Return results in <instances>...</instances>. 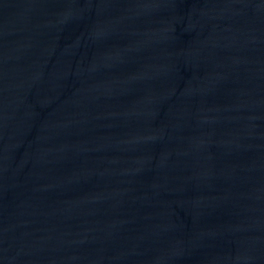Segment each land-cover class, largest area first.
Segmentation results:
<instances>
[{
  "label": "water",
  "instance_id": "water-1",
  "mask_svg": "<svg viewBox=\"0 0 264 264\" xmlns=\"http://www.w3.org/2000/svg\"><path fill=\"white\" fill-rule=\"evenodd\" d=\"M0 264H264V0H0Z\"/></svg>",
  "mask_w": 264,
  "mask_h": 264
}]
</instances>
